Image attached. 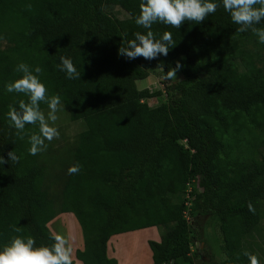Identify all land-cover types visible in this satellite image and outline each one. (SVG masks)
<instances>
[{
    "label": "trees",
    "instance_id": "obj_1",
    "mask_svg": "<svg viewBox=\"0 0 264 264\" xmlns=\"http://www.w3.org/2000/svg\"><path fill=\"white\" fill-rule=\"evenodd\" d=\"M140 3L0 0V155L19 157L0 166V246L16 235L51 244L49 222L66 213L80 225L83 248L76 258L83 264H118L107 253L113 235L163 226L160 240H148L152 264H197L193 222L209 216L219 225L224 253L210 264H250L249 256L261 264L246 240L264 218V159L250 153L256 135L245 121L264 123V44L250 30L238 32L219 5L199 24L154 23L156 38L169 31L176 44L167 56L128 60L117 49L146 31L135 24ZM108 5L128 16H112ZM61 56L71 58L79 78L58 68ZM177 60L183 63L176 77L165 79ZM19 62L39 66L46 95H59L69 119L85 124L65 149L59 192L46 184L48 164L40 163L39 152L28 153L38 124L18 131L8 117L28 100L4 90L19 78ZM156 69L164 89L139 88L137 81ZM163 91L161 104L144 100ZM53 156L63 157L48 159ZM74 164L79 171L69 174Z\"/></svg>",
    "mask_w": 264,
    "mask_h": 264
},
{
    "label": "clouds",
    "instance_id": "obj_2",
    "mask_svg": "<svg viewBox=\"0 0 264 264\" xmlns=\"http://www.w3.org/2000/svg\"><path fill=\"white\" fill-rule=\"evenodd\" d=\"M219 5L229 13L232 23L238 25V32L251 31L258 38V42L264 44V27H255L264 21V0H141L139 15L135 17V24L146 31L135 32L133 38L122 42L117 49L119 56L128 60L142 57L151 61L157 56H167L168 51L176 44L172 33L164 31L159 38L154 36L151 30L154 23L171 25L179 28L184 21H193L199 24L209 14L214 13ZM58 68L67 78H79L80 72L73 65L70 57H60ZM163 71L162 66L160 67ZM181 68L180 60L174 67L168 69L165 79L176 77V72ZM20 73L19 78L5 85V91L23 93L28 97L27 102L19 101L10 108L8 117L12 126L22 131L26 124H38L39 134L29 137L28 153L36 155L45 150V141H51L59 137L57 111L62 110L59 95L47 96L46 86L40 79L41 68L35 66L29 68L24 62H19L15 69ZM45 102L48 112L45 115L40 109V103ZM19 157L8 151L7 160L0 155V166L9 161L15 163ZM69 174L79 171V165L74 164L68 168ZM13 232L19 230L12 228ZM51 244H37L31 236H13L10 241L0 246V264H72V249L62 235H54ZM250 264H258L255 256H249Z\"/></svg>",
    "mask_w": 264,
    "mask_h": 264
},
{
    "label": "rangeland",
    "instance_id": "obj_3",
    "mask_svg": "<svg viewBox=\"0 0 264 264\" xmlns=\"http://www.w3.org/2000/svg\"><path fill=\"white\" fill-rule=\"evenodd\" d=\"M106 11L111 14L114 17L123 19L128 16V13L122 9L120 6L117 5H108L105 7ZM6 46V42H1V47ZM248 46H253L252 43H248ZM181 65L183 63V60L180 61ZM178 78H182V74L179 72L177 75ZM162 75L159 70H154L148 77L140 79L137 81V86L139 88H150L152 90L157 89H164V83L161 80ZM147 101L150 105H158L165 101H167V94L165 91H163V94L158 97H152V98H146L144 99ZM42 112L45 113V115L48 112V108H45L42 110ZM57 121L55 122V126L58 128L59 131V137L53 138L51 141H45L46 148L45 150L39 152V161L43 164H48V173L46 178V184H48L49 187H51V191H60L61 188V181L59 182V176H62V170H64L63 161L64 159L68 158L66 155L65 149L69 145V143L73 142L77 136V134L85 128V124L83 121H72L69 119L67 113L64 109L57 111ZM247 121L245 123L250 126H254V133L256 135L255 141L256 146L253 148V150H250V153L254 154L255 158L262 161L264 159V123H260L262 120H258L257 123H251L250 119L247 118ZM257 124V125H256ZM260 124V125H259ZM55 154L56 156H63L61 158H56L55 156L51 159H48V157L52 154ZM248 153V155H250ZM262 182H264V176L262 177ZM191 183L189 188L191 189ZM188 188V189H189ZM188 190L182 194V199L186 198L188 200ZM188 208L185 211V216L187 218H190V203H187ZM262 206H264V201ZM66 222L68 224H66ZM56 230V232L59 235H66L71 234V237L73 240H78L80 242L79 244L72 246L73 249L76 246H82L80 248H83V235L80 228L79 223L74 218L73 214H66L63 213L56 216L54 219H52L49 223V227ZM193 228L195 229V232L197 233L196 240L194 241L195 244L192 246V253L193 256L196 255V263L197 260H199V264H210V259L213 257L214 260H220L224 257V253L222 250V234L219 230V225L215 223L213 220L207 217H200L199 219L195 220L193 222ZM165 229V227L156 228H144L139 229L136 231H129L130 233L128 237L124 239V241L121 243V246L125 244H136L137 247H140V241H143L142 247L144 250H147L146 237H157L160 240V232H162ZM143 230V231H140ZM162 230V231H161ZM138 231V232H137ZM134 232V233H132ZM137 232V233H135ZM127 233V232H125ZM67 240V237L64 236ZM69 237V236H68ZM112 242V240L110 239ZM109 241V242H110ZM77 242V243H78ZM246 243L248 246H252L255 252L260 256L261 264H264V218L260 221L259 227L256 230V232L247 237ZM121 246H119L121 248ZM123 250V249H122ZM196 250L198 251V255L196 253ZM122 264H125V262Z\"/></svg>",
    "mask_w": 264,
    "mask_h": 264
},
{
    "label": "crops",
    "instance_id": "obj_4",
    "mask_svg": "<svg viewBox=\"0 0 264 264\" xmlns=\"http://www.w3.org/2000/svg\"><path fill=\"white\" fill-rule=\"evenodd\" d=\"M66 224H68V223L66 222ZM50 229L52 230V232L55 235L58 234L56 232V230L51 228V226H50ZM140 231H143V230H140ZM137 232H135V233H137ZM132 233H134V232H132ZM129 234L130 233L127 232V233L116 234V235H113L111 237L112 242L110 241L108 243V248H107L108 256L115 257L118 261V264H122V262L123 263L125 262V264H152V262H153L152 251L148 245V241H146V240L147 239L148 240L149 239L159 240V238H157V237H146V239H144V240L146 241V245L148 248L147 250H144L142 247V243L144 244L143 241H140V245H139L140 247H137L136 244L132 243L130 245L125 244L122 248L121 243L124 241V239L126 237H128ZM64 236L67 237V241H68L67 244L72 249L71 260H73L75 262V264H83L82 261H80L78 258H76V250L82 246H76L74 249L72 247V246L79 244L80 242H78V240H73L70 233L68 234L69 237L67 236V234L63 235V237ZM119 246H121V248Z\"/></svg>",
    "mask_w": 264,
    "mask_h": 264
},
{
    "label": "water",
    "instance_id": "obj_5",
    "mask_svg": "<svg viewBox=\"0 0 264 264\" xmlns=\"http://www.w3.org/2000/svg\"><path fill=\"white\" fill-rule=\"evenodd\" d=\"M197 264H199V260H197Z\"/></svg>",
    "mask_w": 264,
    "mask_h": 264
},
{
    "label": "bare ground",
    "instance_id": "obj_6",
    "mask_svg": "<svg viewBox=\"0 0 264 264\" xmlns=\"http://www.w3.org/2000/svg\"><path fill=\"white\" fill-rule=\"evenodd\" d=\"M68 242V241H67Z\"/></svg>",
    "mask_w": 264,
    "mask_h": 264
}]
</instances>
